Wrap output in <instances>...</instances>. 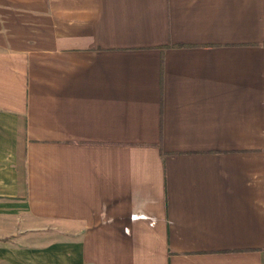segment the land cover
I'll list each match as a JSON object with an SVG mask.
<instances>
[{
  "label": "crops",
  "instance_id": "0c3cea01",
  "mask_svg": "<svg viewBox=\"0 0 264 264\" xmlns=\"http://www.w3.org/2000/svg\"><path fill=\"white\" fill-rule=\"evenodd\" d=\"M264 264V0H0V256Z\"/></svg>",
  "mask_w": 264,
  "mask_h": 264
},
{
  "label": "rangeland",
  "instance_id": "374dc122",
  "mask_svg": "<svg viewBox=\"0 0 264 264\" xmlns=\"http://www.w3.org/2000/svg\"><path fill=\"white\" fill-rule=\"evenodd\" d=\"M0 264H17V254L14 252H5L0 256Z\"/></svg>",
  "mask_w": 264,
  "mask_h": 264
}]
</instances>
